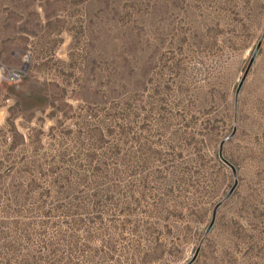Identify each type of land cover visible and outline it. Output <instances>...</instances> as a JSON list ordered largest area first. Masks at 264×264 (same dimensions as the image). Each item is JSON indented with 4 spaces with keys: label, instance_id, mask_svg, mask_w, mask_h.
Returning <instances> with one entry per match:
<instances>
[{
    "label": "rangeland",
    "instance_id": "rangeland-1",
    "mask_svg": "<svg viewBox=\"0 0 264 264\" xmlns=\"http://www.w3.org/2000/svg\"><path fill=\"white\" fill-rule=\"evenodd\" d=\"M0 264H264V0H0Z\"/></svg>",
    "mask_w": 264,
    "mask_h": 264
},
{
    "label": "built area",
    "instance_id": "built-area-1",
    "mask_svg": "<svg viewBox=\"0 0 264 264\" xmlns=\"http://www.w3.org/2000/svg\"><path fill=\"white\" fill-rule=\"evenodd\" d=\"M11 75L12 76H17V72L14 71Z\"/></svg>",
    "mask_w": 264,
    "mask_h": 264
}]
</instances>
